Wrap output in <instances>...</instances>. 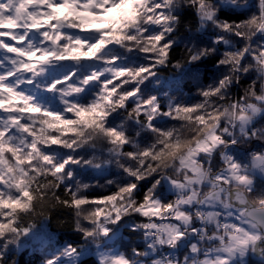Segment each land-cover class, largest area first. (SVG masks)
I'll use <instances>...</instances> for the list:
<instances>
[{"label":"snow or ice","instance_id":"snow-or-ice-1","mask_svg":"<svg viewBox=\"0 0 264 264\" xmlns=\"http://www.w3.org/2000/svg\"><path fill=\"white\" fill-rule=\"evenodd\" d=\"M188 10L213 40L190 41L173 62ZM217 54L227 71L198 102L145 92L181 91ZM169 65L179 76L162 80ZM165 117L177 124L159 126ZM254 143L264 144V0H0V264L42 248L61 210L83 242L42 264H264V147H244ZM112 164L116 190L91 195L81 171ZM123 229L144 246L122 251Z\"/></svg>","mask_w":264,"mask_h":264},{"label":"trees","instance_id":"trees-1","mask_svg":"<svg viewBox=\"0 0 264 264\" xmlns=\"http://www.w3.org/2000/svg\"><path fill=\"white\" fill-rule=\"evenodd\" d=\"M255 0H253V3ZM249 13L248 12H221V16L228 17L233 20H240L245 18ZM185 25H193L192 31H189L186 26H181L180 30L175 33V37L179 42V47L174 49L172 59L173 62L175 59H181L182 53L184 51L185 45L190 44V41H197L203 45H211L213 40V32L212 29L209 28L203 33L195 32V18L194 14L191 10H188L185 13ZM102 25H93V27H101ZM239 46V45H238ZM224 51V48H220V53ZM220 58V55L217 54L213 57H210L203 61L201 68L202 74L200 79L193 80L191 77L184 78V86L181 91H172L168 86H156L153 84H149L148 88L145 89L146 93H152L155 88H159V94L162 95L164 92H169L170 95L176 97L178 101L184 104H193L198 102L201 97L199 96L198 88L205 87L210 83H213L216 79H218L223 73L227 71V69L223 66L217 68L216 61ZM161 78L162 80H171L174 77L179 76V73L176 69H174L171 65L164 67L161 69ZM254 78V77H251ZM249 77L244 78V84L250 82ZM233 94L242 95L243 88H240L239 91L237 89H233ZM164 107H167V101L164 102ZM165 123H163L162 127H172L177 124L176 120L171 118H164ZM119 122V121H118ZM131 134L135 135V131L131 130ZM143 135V134H142ZM151 137H145L146 141H150ZM248 151L252 149H259V147H264V144H253L250 146H244ZM130 150V149H126ZM91 155V153H89ZM123 178V174L119 168L115 164L108 166V170L103 173H97L92 169H84L81 171L78 179L83 180L84 182L90 183L93 185L92 188L89 189V193L91 195H105L109 194L112 191L116 190L115 185L108 186L106 185V181L108 180H121ZM97 181H99V185H104V187H100L97 185ZM152 180L148 178L145 181L141 182L140 186V195L151 186ZM166 195L167 192L165 193ZM169 199L172 197L169 195ZM137 221H139V217H136ZM72 216L66 210H61L49 219L47 223V229L52 234V237L46 242V244L41 248L38 245L34 247H29L25 249L22 253L16 254V258L18 259V264H42V261L50 254L55 252L57 249L62 248L66 242L68 243H82L81 235L73 230L71 226ZM64 222V223H61ZM39 223L37 227H39ZM54 235V237H53ZM121 243L126 247H121L123 251L128 250L130 247H143V240L139 234L131 233L128 229H123L121 234ZM121 246V244H119ZM46 247H51L52 251L48 252ZM95 257H91L85 260V264H92V260ZM250 264H259V258H252L250 260Z\"/></svg>","mask_w":264,"mask_h":264},{"label":"rangeland","instance_id":"rangeland-1","mask_svg":"<svg viewBox=\"0 0 264 264\" xmlns=\"http://www.w3.org/2000/svg\"><path fill=\"white\" fill-rule=\"evenodd\" d=\"M111 14V13H110ZM253 150V149H252ZM257 150V149H256ZM249 151H251V150H249ZM107 170H108V168H107ZM96 172V171H95ZM105 173V172H104ZM48 227H47V225H46V230H47V234H48V236L51 238L52 237V234L48 231V229H47ZM53 237H54V235H53ZM35 245H33V246H30V247H34ZM39 246V245H38ZM117 247H120V245L119 244H117L116 245ZM39 247H41V246H39ZM46 249H47V251L48 252H51L52 251V249H51V247H46ZM122 250V249H121ZM123 251V250H122Z\"/></svg>","mask_w":264,"mask_h":264}]
</instances>
